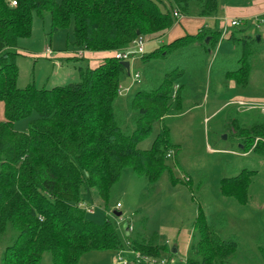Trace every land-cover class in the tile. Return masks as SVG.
I'll use <instances>...</instances> for the list:
<instances>
[{
	"label": "trees",
	"instance_id": "obj_1",
	"mask_svg": "<svg viewBox=\"0 0 264 264\" xmlns=\"http://www.w3.org/2000/svg\"><path fill=\"white\" fill-rule=\"evenodd\" d=\"M220 7V0H0V102L5 118L0 122V241L10 229L18 233L5 248L2 264H39L46 253L51 254L53 264H79L86 253L119 252L125 245L151 258L174 255L156 236L148 237L134 228L129 236L124 233V245L110 220L106 218L104 224L87 220L80 207L82 193L96 190L109 206L127 169L152 188L166 172L173 187L182 184L167 166L168 153L180 145L172 141L166 119L172 111H185L187 85L178 82L187 70L177 67L141 81V87L126 98L134 113L131 129L121 112L123 97L119 94L130 73L114 54L130 49L139 38L171 30L178 23L175 12L185 18H217ZM35 15L41 19L50 15L53 33L68 29L74 21L75 49L113 55L97 67H79L78 82L53 89L34 83L20 88L19 42L32 36ZM222 36L217 24L202 28L196 35L145 52L141 60L148 64L196 51L212 53ZM229 39L241 42L243 53L240 67L224 76L247 87L251 46L256 41L249 36L239 40L233 34ZM80 59L85 58H68ZM23 120L29 121L28 129L17 131L15 124ZM157 123L160 130L151 148H140ZM228 129L242 151L251 150L264 158V125L241 129L232 122ZM256 175V171L243 169L222 179L223 195L246 204ZM186 185L192 186L191 177ZM193 232L186 264H230L237 255L238 245L219 236L207 223L201 205Z\"/></svg>",
	"mask_w": 264,
	"mask_h": 264
},
{
	"label": "rangeland",
	"instance_id": "obj_2",
	"mask_svg": "<svg viewBox=\"0 0 264 264\" xmlns=\"http://www.w3.org/2000/svg\"><path fill=\"white\" fill-rule=\"evenodd\" d=\"M56 1L60 3L62 0ZM251 1L220 0L221 4L226 3L229 7H247ZM239 21L242 25L235 28L229 27V20L217 21L225 35L212 53L196 51L193 55H177L148 64L138 56L130 61V75L122 85L129 83L131 90L122 96L121 112L125 116L126 126L131 129L134 113L127 106L126 98L141 87L132 80L133 76L139 73L143 81L152 76L161 77L177 67L187 70L185 77L178 82L188 85L185 111L181 114L172 111L166 119L172 141L180 145L179 150L170 152L167 166L182 184L173 187L169 173L166 172L157 187L152 188L144 178L127 169L114 188L109 206L104 205L96 190H83L82 193L84 203L95 208L93 214L86 213L87 220L97 224H104L106 218L110 220L118 228L124 245L125 222L131 225L130 231L134 228L144 231L148 237L156 236L158 242L168 250L177 248L179 251L177 255L169 253L162 256L171 259L169 264H186L188 250L194 243L193 223L199 205L207 223L219 236L238 245L237 255L230 264H264V158L254 155L251 150L242 151V145L231 138L233 132L228 129L232 122L241 129L264 125V113L258 108H250L254 105L264 106V25L256 27L249 21ZM231 34L239 40L249 36L256 41L251 46L252 71L247 87H241L224 76L226 71L240 67L238 60L243 53L241 42L230 41ZM73 35L74 21L68 29L53 33L50 15L44 19L35 15L32 36L19 42L18 86L25 88L31 83L47 89L66 86L79 81V67H97L90 65L87 59L68 60L69 56L78 57L76 54L81 51L72 46ZM144 38L146 52H152V46H155L154 35ZM170 39L166 36L161 43L167 44ZM104 54L110 57L113 53ZM240 103L245 105L241 106ZM2 118L4 103L0 102ZM28 123V120L18 122L15 129L26 131ZM159 130L160 124L157 123L151 136L140 143L139 147L150 149ZM257 142L258 139L253 146ZM243 169L257 172L249 187L246 204L224 196L221 190L222 179L234 177ZM190 177L192 186H187ZM117 204L121 205L120 210H117L122 213L121 217L114 214ZM17 236L18 233L10 229L8 235L0 241V264L5 248ZM136 260L133 251L125 245V249L119 252L86 253L79 264H135ZM39 264H53L51 254L46 253Z\"/></svg>",
	"mask_w": 264,
	"mask_h": 264
},
{
	"label": "crops",
	"instance_id": "obj_3",
	"mask_svg": "<svg viewBox=\"0 0 264 264\" xmlns=\"http://www.w3.org/2000/svg\"><path fill=\"white\" fill-rule=\"evenodd\" d=\"M221 3V2H220ZM247 7H229L226 5V3H222L221 7L222 10L220 11V15L217 18H181L177 24L174 25V27L166 32L156 34L154 35V41L152 46V50L157 49L160 45L164 44L161 43L164 37H169L170 42L181 38L185 35H196L202 28H213L214 25L217 24L218 20L225 19V20H245L251 22L252 25H255V20H264V0H252ZM243 18V19H242ZM214 23V24H213ZM212 24V25H211ZM185 25V27H184ZM181 26V28H179ZM263 26V25H260ZM221 27V26H220ZM257 27V26H256ZM259 27V26H258ZM220 29V28H219ZM223 31V30H222ZM225 33L223 31V37ZM152 44V43H151ZM113 55V54H112ZM74 57V56H69ZM108 56L106 54L101 53H92V54H86L83 56V58L90 61V65H100L102 63L103 58H107ZM96 67V66H95ZM131 67V65H130ZM124 88H129V83H125V85H122ZM188 87V85H187ZM131 90V89H130ZM129 90V91H130ZM5 118L0 119V122L4 121ZM179 252V251H178Z\"/></svg>",
	"mask_w": 264,
	"mask_h": 264
},
{
	"label": "built area",
	"instance_id": "obj_4",
	"mask_svg": "<svg viewBox=\"0 0 264 264\" xmlns=\"http://www.w3.org/2000/svg\"><path fill=\"white\" fill-rule=\"evenodd\" d=\"M13 6H16L17 5V2L16 1H12L11 2ZM220 10H222V8H220ZM175 17L180 20L181 18H183V16L181 14H179L178 12H175L174 13ZM264 23L263 20H256V25L257 26H260ZM242 25V22L239 21V20H232L229 22V27H240ZM225 33V31H224ZM146 52V41H145V38H139L137 41L134 42L133 46L130 48V49H127V50H124V51H119V52H116L114 54V56L119 59V60H122L124 62H129L131 60H135L138 57H141L142 55H144ZM78 57H83L85 55V52L84 51H79L77 54H76ZM133 81L135 82H138V84H140L141 82V75L139 73H136L133 78H132ZM130 90V87L129 88H124V87H120V92L119 94L121 96H123L125 94V92H128ZM241 106H244L245 104L243 103H240ZM258 108L260 109L263 113H264V106H252L250 108ZM168 158L171 157V154L168 153L167 155ZM80 207L84 210L85 213H89V214H93L95 212V208L94 207H91V206H88L86 203H81L80 204ZM121 208V205L120 204H117V207H116V211L117 210H120ZM105 212L107 213V208L104 209ZM136 256V263L135 264H169L171 259H167L165 257H162V258H150V257H147V256H143L141 254H137L135 252H133ZM172 264V262H171Z\"/></svg>",
	"mask_w": 264,
	"mask_h": 264
},
{
	"label": "water",
	"instance_id": "obj_5",
	"mask_svg": "<svg viewBox=\"0 0 264 264\" xmlns=\"http://www.w3.org/2000/svg\"><path fill=\"white\" fill-rule=\"evenodd\" d=\"M257 39L260 40V37H257ZM206 42L208 43L209 39H207ZM123 65L127 68V70H130V63L129 62H124ZM240 147L242 148V146H240ZM114 214H115L116 217H121L122 216V213L118 212V211H115ZM123 231L126 234V236H129V234H130V224L128 222H125L123 224ZM172 253L177 255L178 254V249L177 248H173L172 249Z\"/></svg>",
	"mask_w": 264,
	"mask_h": 264
}]
</instances>
